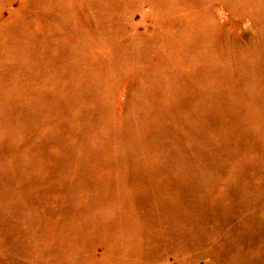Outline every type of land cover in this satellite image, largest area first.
I'll return each instance as SVG.
<instances>
[{"label": "rangeland", "instance_id": "obj_1", "mask_svg": "<svg viewBox=\"0 0 264 264\" xmlns=\"http://www.w3.org/2000/svg\"><path fill=\"white\" fill-rule=\"evenodd\" d=\"M0 264H264V0H0Z\"/></svg>", "mask_w": 264, "mask_h": 264}]
</instances>
